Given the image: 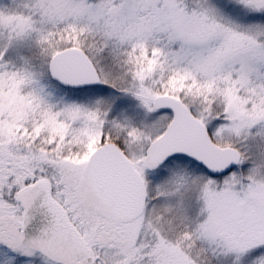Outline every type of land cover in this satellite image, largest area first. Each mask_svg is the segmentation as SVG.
I'll list each match as a JSON object with an SVG mask.
<instances>
[{
  "label": "snow or ice",
  "instance_id": "6c2138e0",
  "mask_svg": "<svg viewBox=\"0 0 264 264\" xmlns=\"http://www.w3.org/2000/svg\"><path fill=\"white\" fill-rule=\"evenodd\" d=\"M0 264H264V0H0Z\"/></svg>",
  "mask_w": 264,
  "mask_h": 264
}]
</instances>
